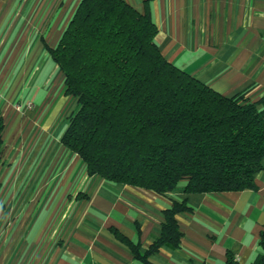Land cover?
Returning a JSON list of instances; mask_svg holds the SVG:
<instances>
[{"label":"crops","instance_id":"1","mask_svg":"<svg viewBox=\"0 0 264 264\" xmlns=\"http://www.w3.org/2000/svg\"><path fill=\"white\" fill-rule=\"evenodd\" d=\"M80 0H0V264H251L264 234V158L255 188L154 192L88 176L60 137L76 100L46 46ZM148 6L168 62L224 96L264 98V0H123ZM30 103L32 107H28ZM177 248L144 255L173 202Z\"/></svg>","mask_w":264,"mask_h":264},{"label":"trees","instance_id":"2","mask_svg":"<svg viewBox=\"0 0 264 264\" xmlns=\"http://www.w3.org/2000/svg\"><path fill=\"white\" fill-rule=\"evenodd\" d=\"M148 6L123 0H80L55 47L46 46L63 75L64 93L76 100L60 137L88 176L158 195L184 183L185 194L255 188L264 158V98L249 89L224 96L162 56ZM4 124L0 117V164ZM1 191V183H0ZM186 202L164 211L161 233L144 255L177 248L175 216ZM251 264H264V234ZM225 264H238L229 252Z\"/></svg>","mask_w":264,"mask_h":264},{"label":"rangeland","instance_id":"3","mask_svg":"<svg viewBox=\"0 0 264 264\" xmlns=\"http://www.w3.org/2000/svg\"><path fill=\"white\" fill-rule=\"evenodd\" d=\"M27 106H28V107H32V105H31L30 103H27Z\"/></svg>","mask_w":264,"mask_h":264}]
</instances>
